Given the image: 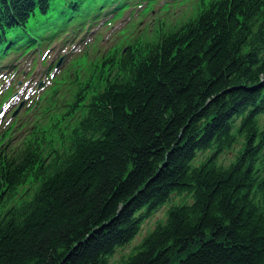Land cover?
<instances>
[{"label": "trees", "instance_id": "obj_1", "mask_svg": "<svg viewBox=\"0 0 264 264\" xmlns=\"http://www.w3.org/2000/svg\"><path fill=\"white\" fill-rule=\"evenodd\" d=\"M85 1L88 13L95 0L56 19ZM49 8L0 0V53L31 43L22 31L40 32L26 25ZM198 8L83 61L52 102L61 110L11 158L0 152V264H264V0Z\"/></svg>", "mask_w": 264, "mask_h": 264}, {"label": "rangeland", "instance_id": "obj_2", "mask_svg": "<svg viewBox=\"0 0 264 264\" xmlns=\"http://www.w3.org/2000/svg\"><path fill=\"white\" fill-rule=\"evenodd\" d=\"M73 1V0H72ZM154 3L155 2H160L163 4H166L168 7L164 8L162 10V15L160 16V19L169 21V23H171V26H167L164 29V32H167L169 29H171L173 24L176 23H181L182 21L185 20V14L188 13L189 15H192L194 13H196L199 8L198 7H192L193 5H197V4H201L202 2H207L208 0H197V2H195V0H172L169 3H166V0H152ZM86 3V2H85ZM56 1L54 0V2L50 1V10L48 11V13L44 16H38L36 19H30L26 25L27 30H30L32 27H34L37 24H41V30L44 32L47 28H49V23L52 22L53 20H56V22H59L60 20L56 19L57 18V9L61 7L62 4H58L56 5ZM187 5H189L188 7H186ZM175 12H178L177 15H174ZM148 21H151V19H147ZM54 53H52L50 56H53ZM27 62V61H26ZM26 62H22V64L26 63ZM21 65V64H20ZM87 65V63H86ZM35 66V63L32 64V67ZM80 69V67H79ZM68 92H64L62 96H60L61 99L64 100V98L67 96ZM15 105H17V101H13V103H15ZM239 150V145L235 146L233 148V150H231V152L223 154L222 156L219 157V161L222 164H227L229 161H231L235 154L237 153V151ZM208 155V153H202L199 154L195 163H197L198 161H201V159H204L206 156ZM181 199H184V196H174L171 198V203H178ZM166 209L167 206L162 208L161 210H159L156 214L153 215V217H151L149 220H147L143 225H142V229L140 231V233L136 236V238L127 246L123 247L120 250H117V252L115 253V255L111 258V262L113 261H118L121 256L123 255H127L128 253L131 252L132 248L137 245L141 239L147 235V233L154 228V226L156 225V223L160 220H165L166 218ZM151 232V231H150Z\"/></svg>", "mask_w": 264, "mask_h": 264}]
</instances>
